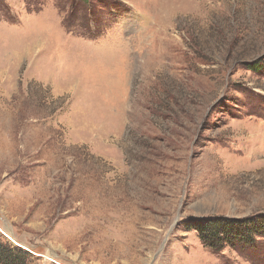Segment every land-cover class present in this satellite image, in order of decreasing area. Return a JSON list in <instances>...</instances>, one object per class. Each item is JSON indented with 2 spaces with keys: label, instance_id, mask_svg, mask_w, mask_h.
Returning a JSON list of instances; mask_svg holds the SVG:
<instances>
[{
  "label": "rangeland",
  "instance_id": "obj_1",
  "mask_svg": "<svg viewBox=\"0 0 264 264\" xmlns=\"http://www.w3.org/2000/svg\"><path fill=\"white\" fill-rule=\"evenodd\" d=\"M260 217L264 0H0L15 263L264 264L262 222L218 252L185 231Z\"/></svg>",
  "mask_w": 264,
  "mask_h": 264
},
{
  "label": "trees",
  "instance_id": "obj_2",
  "mask_svg": "<svg viewBox=\"0 0 264 264\" xmlns=\"http://www.w3.org/2000/svg\"><path fill=\"white\" fill-rule=\"evenodd\" d=\"M252 218L243 220L223 218L201 219L194 223L193 226H186L185 231L197 232L205 245L211 246L218 252L225 245L235 246L236 243L244 245L247 240L253 239V233H251L253 232V226L260 222L263 223L261 225H264V218L260 217L257 220H252ZM12 251L14 250L10 246L7 247L0 243V264H17L14 261L15 257H13ZM15 251L18 255L23 254L19 249Z\"/></svg>",
  "mask_w": 264,
  "mask_h": 264
}]
</instances>
